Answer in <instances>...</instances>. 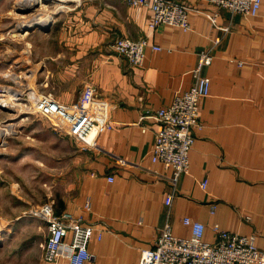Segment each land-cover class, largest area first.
<instances>
[{
    "label": "crops",
    "instance_id": "crops-1",
    "mask_svg": "<svg viewBox=\"0 0 264 264\" xmlns=\"http://www.w3.org/2000/svg\"><path fill=\"white\" fill-rule=\"evenodd\" d=\"M186 2L190 29H152L148 6L91 0L29 35L31 47L23 52L32 92L66 104L90 82L101 108L106 106L108 124L78 155L71 191L54 207L102 228L101 239L96 230L89 243L93 258L85 264H138L141 250L154 245L165 223L175 235H191L185 216L205 223L206 241L216 239L218 223L255 233L264 250V0L254 16L207 0ZM214 11L215 25L205 14ZM119 36L148 37L162 48L147 47L144 62L129 66L114 49ZM209 48L213 60L204 73L211 85L201 102L202 126L194 129L189 171L174 184L171 167L152 163L160 127L155 112L194 84L198 54ZM71 240L69 232L57 259L41 264H69Z\"/></svg>",
    "mask_w": 264,
    "mask_h": 264
},
{
    "label": "rangeland",
    "instance_id": "rangeland-1",
    "mask_svg": "<svg viewBox=\"0 0 264 264\" xmlns=\"http://www.w3.org/2000/svg\"><path fill=\"white\" fill-rule=\"evenodd\" d=\"M89 2L43 0L29 7L28 0H0V128L5 131L0 139V264H41L46 222L35 210L50 202L61 205L71 191L78 155L94 144L82 133L86 128L76 131L70 118L50 108L60 101L32 92L23 52L31 47L32 31L49 28L69 9ZM48 14L47 23L23 25Z\"/></svg>",
    "mask_w": 264,
    "mask_h": 264
},
{
    "label": "built area",
    "instance_id": "built-area-1",
    "mask_svg": "<svg viewBox=\"0 0 264 264\" xmlns=\"http://www.w3.org/2000/svg\"><path fill=\"white\" fill-rule=\"evenodd\" d=\"M218 8L223 7L232 13L257 15L261 0H207ZM133 5H145L152 11L150 26L156 29L161 24H171L190 29L188 18L189 5L186 0H128ZM215 25L218 11L205 13ZM225 28V27H223ZM218 40H216L217 42ZM114 49L125 57L129 66L141 65L145 59L146 48L161 49L153 44L148 37L137 39L119 36L114 41ZM213 60L211 49H203L198 54V61L193 70L194 84L177 95L172 103L159 108L155 117L160 123L156 131L152 148V163H163L173 171L172 182L176 184L180 175L187 173L190 168L189 152L195 141V128L202 126L201 102L210 92V79L204 73V68ZM100 105V108L97 107ZM55 113H62L71 120L69 125L76 131L86 128L89 137L93 134L92 144L104 126L108 124L101 101L95 95V86L87 82L81 89L77 99L72 104L52 102L50 108ZM55 117V116H54ZM57 120L56 118H52ZM69 124V123H67ZM113 180V175H108ZM206 180L202 181L205 187ZM173 194L169 193L166 202L169 204ZM215 203L211 204L214 211ZM36 214L46 222V237L42 245V259L54 261L61 252V245L69 232L72 233V253L69 264H85L93 258L89 243L95 237L101 239L102 228L85 223L82 216L64 210L56 213L53 202L46 203ZM246 218H249L246 216ZM183 223L192 227L190 236H178L172 231L169 222L157 235L152 247L143 248L138 264H264V250L256 244V234L245 235L237 231L222 228L218 223L213 224L216 235L214 241L203 238L205 223L190 216L183 218Z\"/></svg>",
    "mask_w": 264,
    "mask_h": 264
},
{
    "label": "bare ground",
    "instance_id": "bare-ground-1",
    "mask_svg": "<svg viewBox=\"0 0 264 264\" xmlns=\"http://www.w3.org/2000/svg\"><path fill=\"white\" fill-rule=\"evenodd\" d=\"M28 1H29V5H28L29 7H31V5L35 6V5L43 3V0H28ZM51 18H52L51 14H48L47 16L46 15H39V16L35 17V19H33V20L23 24V25H25V27H27V26L33 25L34 23H39V22H43V21H44V23H47V22H49L51 20ZM3 104L4 105H10V103L7 100H5V102H3ZM13 105H15V104H13ZM4 133H5V131L0 128V139L1 140L3 139Z\"/></svg>",
    "mask_w": 264,
    "mask_h": 264
}]
</instances>
